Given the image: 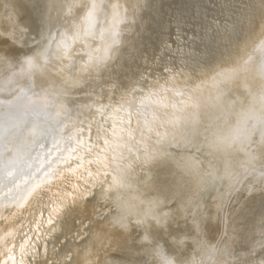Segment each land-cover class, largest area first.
Wrapping results in <instances>:
<instances>
[{
  "label": "snow or ice",
  "instance_id": "6c2138e0",
  "mask_svg": "<svg viewBox=\"0 0 264 264\" xmlns=\"http://www.w3.org/2000/svg\"><path fill=\"white\" fill-rule=\"evenodd\" d=\"M24 6L21 2V7ZM32 7L39 21L35 36H30L34 30L32 23L21 24L19 19L12 21L9 18V30L8 24L0 22V194L6 189L7 195L17 203L24 200L34 186L38 187L34 184L37 172L43 167L52 169L56 163V160L48 159L52 151H46V141L51 140L55 149L62 141L71 143L74 140L79 148L83 144L85 130L91 133L95 122L97 139L105 146L104 154L97 155L94 161L103 169L102 172L98 170L96 176L104 177L101 191L104 199L109 201L105 205L109 210L104 219L112 217V222L125 232L133 217L137 226L142 227L149 219L163 226L172 214L171 210L158 211L159 201H145L139 194L126 193L133 187L129 179L132 164L141 157L147 161L168 156L167 148L173 145L177 149L183 147L185 151L190 146L197 152L201 147L207 149L206 159L189 155L180 158L178 166L184 175L175 186L174 196H187L188 203L198 207L203 190L223 184L226 198H232L234 193H248L247 199L259 194L264 203V13L259 19L246 16L236 18L232 23L213 22L203 26L206 34L211 29L213 39L226 36L229 44L239 41L245 21L251 31L259 29L251 51L238 56L232 66L216 72L208 81H201L193 87L173 83L177 75H187L183 68H191L195 73L205 54L183 53V67L176 72L163 63H157L163 57L144 56L146 65L157 63V67L134 73L139 79L131 82V87H126L115 105L111 103L114 97L109 98L107 105L98 100L94 109L92 105H82L76 108L74 118L73 110L64 99L68 95L67 85L75 82L76 45L80 44L82 52L79 72L91 75L108 71L109 61L114 59L123 42L122 26L129 23L128 7L119 0H87L82 5L68 3ZM77 7L83 13L78 17L79 22L72 20L66 23L65 20ZM261 7H264V0H261ZM54 8L64 10L65 20L56 19L54 22L51 16ZM132 15H135V10ZM183 22L184 17L176 18L178 27ZM89 41L98 43L93 46ZM13 48L26 49L23 57L13 55ZM130 55L136 58L138 53L134 51ZM207 55L211 58L213 54L208 52ZM115 59L119 57L115 56ZM157 71L164 77L163 84L159 77L155 82L150 80ZM45 84L49 86L45 87ZM207 85H211L214 94L202 99L199 94ZM233 85L234 88L230 87ZM167 93L180 97L179 104L170 105L171 113L157 115L153 105L168 108L169 104L159 98ZM102 94L106 95L104 90ZM85 109L90 119H85ZM110 110L117 115L124 113V119L119 123L113 121L110 129H106L101 122L107 123ZM97 115L99 121H95ZM113 144L115 148L111 147ZM88 150L91 151L90 148ZM54 175L55 171H48L45 178ZM88 175L92 177L93 173L88 172ZM48 223H52L51 219ZM260 225V240L251 246L246 241L244 252L234 249L230 243L232 238L225 233L224 238L215 244L194 239L198 251H194L191 257L182 247L183 239L173 237L171 244L165 247L161 243L164 235L159 230L146 227L136 245L138 251L130 249L133 256L141 259L105 261L103 264H264V209ZM65 264H72V258L69 257Z\"/></svg>",
  "mask_w": 264,
  "mask_h": 264
},
{
  "label": "bare ground",
  "instance_id": "6f19581e",
  "mask_svg": "<svg viewBox=\"0 0 264 264\" xmlns=\"http://www.w3.org/2000/svg\"><path fill=\"white\" fill-rule=\"evenodd\" d=\"M21 2L24 7H21ZM86 2L87 0H0V22L8 24L9 30H11L9 18L12 21L19 19L21 24L32 23L34 30L30 36H35L39 21L36 20V12L32 5L44 8L49 4L82 5ZM119 2L128 7L129 23L127 26H122L123 42L114 54V59L109 61V70L93 72L91 75L79 72L82 52L80 44L76 45L75 82L67 85L68 107L73 113L82 105H92L94 109L98 106L96 104L98 100H102L107 105L111 97L115 98L111 100L115 105L124 94L126 87H131V82L139 79L134 73H143L146 68L155 69L157 63L173 68L174 72L179 71L185 59L183 53L189 51H194L198 55L205 54L202 63L195 73L191 68H183L187 75H177L173 83L181 87L185 85L193 87L201 81H208L216 72L232 66L238 56L251 51L259 29L251 31L245 21L239 41L229 44L226 36L213 39L211 29L206 34L203 26L213 22L232 23L234 19L246 16L259 19L264 13L261 0H200L192 9L182 8L184 6L181 5L182 0H119ZM172 5H177L176 14L166 12ZM44 10L47 12L46 8ZM133 10H135L134 16ZM82 14L79 7L74 8L72 16L65 20L64 10L54 8L51 11L54 22L56 19L65 20L66 23H71L72 20L79 22L78 17ZM180 16L184 17V22L178 27L176 18ZM89 42L93 43V46L98 43V41ZM165 45L168 47L166 48ZM25 51L26 49L13 48L12 54L22 58ZM134 51L138 53L136 58L130 55ZM208 52L213 54L211 58L207 55ZM115 56L119 59H115ZM144 56L163 57V60H158L157 63L149 62L146 65ZM158 77L159 82L163 84L164 77L159 71L150 78L151 82H155ZM104 81L110 82L104 83ZM37 82H40L39 76ZM114 88L118 90L113 91ZM102 90L106 95L102 94ZM212 94L214 89L211 85H207L202 87L199 95L205 99ZM159 98L169 104L168 108L153 105L157 115L160 116L165 112L171 113L173 110L170 105L179 104L181 99L172 93L162 94ZM84 111L85 119H90L91 117L87 116V109ZM106 119L107 123L101 122L102 126L110 129L113 121L119 123L124 119V113L117 115L110 110ZM99 120L100 117L97 115L95 121ZM133 124L135 125V119ZM82 140L83 144L79 148L73 140L71 143L60 142L58 152L52 150L54 157L50 160H56L52 166L56 168V175L47 178L43 175L40 179H35L34 184L38 187L34 186L24 200L19 203L16 201L15 206L8 208L4 206V201L7 202L9 199L0 197V240H2L0 244L5 246L0 251V264H65L69 257L72 258V264H103L105 261L141 259L140 256H133L130 249L138 251L136 245L144 235L146 227L154 231L159 230L164 235L161 243H164L165 247L171 244L173 237L183 239L182 247L189 257L194 251H198L194 239H203L209 244H215L227 233L232 238L230 241L232 247L240 252L246 250L243 246L246 241L251 244L260 240V217L264 203L259 194L251 199H247L248 193L244 195L234 193L232 198H226L225 185L218 184L215 189L203 190V197L198 207L189 204L187 196L173 195L176 184L184 175L178 166L180 158L184 155L207 158L206 147H201L197 152L195 147L190 146L185 151L183 147L177 149L175 145L167 148V152L170 153L168 156H158L147 161L141 157L135 161L129 175L133 187L126 193L139 194L145 201H159L157 210L163 212L171 210L172 214L167 217L163 226L156 225L151 219L142 227L137 226L133 217L128 231L125 232L112 222V217L104 219V214L109 210L105 205L109 201L104 199L101 191L104 177L96 176L97 171L102 172L103 169L94 161L97 155L104 154L102 150L105 146L97 139L95 122L91 133L85 130ZM111 147L115 148V144ZM89 148L91 151L88 150ZM108 155L111 156V150ZM127 155L125 152L126 157ZM90 160L93 163L90 164ZM43 172H37V176L40 177ZM88 172H92L93 176L89 177ZM108 179L111 180V175ZM104 187L107 188V185ZM233 201H236V205L232 204ZM49 219L52 221L51 224L48 223ZM253 221H257V229L251 233L252 236H249L248 230ZM17 234L18 236L15 237ZM1 245L0 249H2ZM21 245H24L23 249Z\"/></svg>",
  "mask_w": 264,
  "mask_h": 264
},
{
  "label": "rangeland",
  "instance_id": "374dc122",
  "mask_svg": "<svg viewBox=\"0 0 264 264\" xmlns=\"http://www.w3.org/2000/svg\"><path fill=\"white\" fill-rule=\"evenodd\" d=\"M198 1H200V0H182V2H181V5H184V6H182V8H184V7H189V6H191V5H193V4H195L196 2H198ZM39 5H40V3H39ZM177 5H172L171 6V8L169 9V10H167L166 12L167 13H174V14H176L177 12ZM74 115H75V113H74ZM46 143H47V145H48V147H47V149H46V151H48V150H53L54 149V145L52 144V142H51V140H49V141H46ZM58 151H60V147H58V148H55L54 149V152H58ZM33 155H35V153L33 154ZM52 157H54V155L52 154L50 157H48V159L50 160V158H52ZM41 159H43V154H42V156H41ZM54 169H56V168H54ZM48 171H51V170H46V171H44V173H46V172H48ZM52 171H53V169H52ZM41 178V177H40ZM40 178H37V179H40ZM245 193H242L241 195H244ZM0 197H7L9 200L7 201V202H5L4 201V206L6 205V206H8V208L9 207H11V206H15V204H16V200H14L13 198H12V196H10V195H7V190L6 189H4V190H2V194H0ZM6 198V199H7ZM12 200V201H11ZM232 204L233 205H236V201H233L232 202ZM23 215V214H22ZM3 222H5V221H3ZM22 228V227H21ZM257 229V221H253L251 224H250V227H249V230H248V235L249 236H252V232H254L255 230ZM21 234H23V233H21ZM18 236V234L15 236V237H17ZM224 238V237H223ZM1 241L2 240H0V243H1ZM6 242H8V241H6ZM1 245V244H0ZM2 246V249H0V251L1 250H3V248H5V246L4 245H1Z\"/></svg>",
  "mask_w": 264,
  "mask_h": 264
},
{
  "label": "water",
  "instance_id": "95a60500",
  "mask_svg": "<svg viewBox=\"0 0 264 264\" xmlns=\"http://www.w3.org/2000/svg\"><path fill=\"white\" fill-rule=\"evenodd\" d=\"M193 6H194V4L193 5H191V6H189L188 8H193ZM64 102L66 103V105L68 106V97H65V99H64ZM66 141V140H65ZM68 142V141H67ZM69 143V142H68ZM47 167H43V168H41L39 171H41V173L43 172V171H45V169H46ZM52 169H53V171H55L56 169H54V167H52ZM52 169H49V170H51L52 171ZM39 171H38V173H39ZM40 173V174H41ZM39 174V175H40ZM43 175H45V173L43 172V174L40 176V177H42ZM40 177H38V176H36V179L37 178H40Z\"/></svg>",
  "mask_w": 264,
  "mask_h": 264
},
{
  "label": "flooded vegetation",
  "instance_id": "af4514ba",
  "mask_svg": "<svg viewBox=\"0 0 264 264\" xmlns=\"http://www.w3.org/2000/svg\"><path fill=\"white\" fill-rule=\"evenodd\" d=\"M252 244H255V243H251V244H249V246H251ZM259 251V250H258Z\"/></svg>",
  "mask_w": 264,
  "mask_h": 264
}]
</instances>
